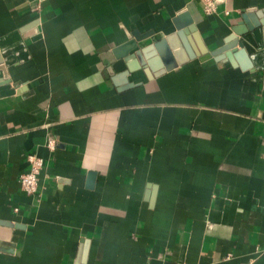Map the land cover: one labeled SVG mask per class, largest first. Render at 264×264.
<instances>
[{
    "label": "crops",
    "instance_id": "crops-1",
    "mask_svg": "<svg viewBox=\"0 0 264 264\" xmlns=\"http://www.w3.org/2000/svg\"><path fill=\"white\" fill-rule=\"evenodd\" d=\"M215 2L0 0V264H264V0Z\"/></svg>",
    "mask_w": 264,
    "mask_h": 264
},
{
    "label": "water",
    "instance_id": "water-1",
    "mask_svg": "<svg viewBox=\"0 0 264 264\" xmlns=\"http://www.w3.org/2000/svg\"><path fill=\"white\" fill-rule=\"evenodd\" d=\"M185 15L180 13L179 16L175 19V24L177 26L176 32L173 34H169V36L165 38H161L158 41L154 42L152 45L141 49L143 56L147 59H154L152 62L159 63L160 60L164 62L165 70H170L174 67H177L180 64H184L188 59L194 58L197 54L200 55L201 53L207 52L204 50L202 45L199 43V39L197 38L196 34L194 33V27L192 26V22L189 19L184 18ZM247 28H243L238 26V28L234 29V35H231L226 40V46L219 48L217 51H214V55H222L225 53L227 59L233 61V58L240 59L241 56H245L244 50H235L238 44L242 46V43L237 40L236 34H242L246 31ZM192 34V36H190ZM150 34H138L135 33V42H131L128 44V47H135V43L146 39ZM196 41L199 45V49L194 48V54L189 47V43L193 45V41ZM137 45V44H136ZM186 52V54H185ZM159 55L160 58L154 57L155 55ZM222 57V58H225ZM131 68V67H129Z\"/></svg>",
    "mask_w": 264,
    "mask_h": 264
},
{
    "label": "built area",
    "instance_id": "built-area-1",
    "mask_svg": "<svg viewBox=\"0 0 264 264\" xmlns=\"http://www.w3.org/2000/svg\"><path fill=\"white\" fill-rule=\"evenodd\" d=\"M204 2L205 11L213 13L216 10L215 0H202ZM47 146L51 151L55 150L57 142L55 138L47 140ZM29 161V170L20 176V183L23 191L28 195H34L39 190V177L45 166V158L38 154L32 153L27 156Z\"/></svg>",
    "mask_w": 264,
    "mask_h": 264
}]
</instances>
